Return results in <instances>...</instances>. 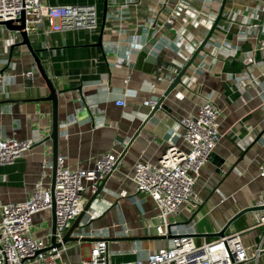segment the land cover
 I'll return each instance as SVG.
<instances>
[{"label":"crops","instance_id":"crops-1","mask_svg":"<svg viewBox=\"0 0 264 264\" xmlns=\"http://www.w3.org/2000/svg\"><path fill=\"white\" fill-rule=\"evenodd\" d=\"M46 2L51 6L94 4L98 12L95 31L40 26L32 36L43 66L61 91L59 155L72 169L90 168L104 153L120 157L102 194L82 217V227L73 234L84 240L68 242L59 264H82L101 238L108 241L111 262L133 261L171 243L173 235L156 234L158 209L152 199L136 191L133 169L140 161L158 163L172 145L185 147L181 121L195 115L207 99L219 106L221 115L220 140L194 187L204 203L184 205L171 220L194 225L195 242L201 245L218 238L202 234L220 231L240 210L257 206L264 198L260 169L264 165V134L260 137L264 51L259 48L264 38V0L226 1L222 18L184 83L164 99V110L146 123L153 108L145 101L164 95L171 78L212 31L223 0H169L166 7L159 0ZM124 4L128 6L119 19ZM172 9H177V15L168 30L159 31L160 23L149 26L153 14L160 11L162 21ZM190 13H196V19ZM136 24L138 34L146 39L141 49L131 44L137 40L132 30ZM20 41V35L0 31V138L37 142L24 157L0 165V204L27 200L40 179L51 189L53 178L52 141L39 144L52 131L53 104L29 100L48 96L49 89L32 54L26 46H18ZM28 71H34L33 77L24 76ZM4 76H12L9 83ZM121 98L127 102L125 107L116 104ZM45 159L52 167L44 168ZM93 193L88 182L86 203ZM263 213L264 209L246 212L226 234L241 232L245 242L259 244L264 239ZM34 224L35 235L51 242V209L36 213ZM258 264H264V254Z\"/></svg>","mask_w":264,"mask_h":264},{"label":"built area","instance_id":"built-area-1","mask_svg":"<svg viewBox=\"0 0 264 264\" xmlns=\"http://www.w3.org/2000/svg\"><path fill=\"white\" fill-rule=\"evenodd\" d=\"M159 2L166 7L169 0ZM122 6L119 19L123 18L128 5ZM159 14L160 11L153 14L152 24L149 26L160 23L159 31L168 30L167 27L175 21L177 9H172L162 21L159 20ZM22 15L25 18L24 30L31 40L40 26L48 30L95 31L98 28V12L94 4L51 6L46 0H0V31L8 30L3 22L20 24ZM196 16V13H190L191 18L196 19ZM132 30L137 40L131 44L138 49L143 48L146 39L138 34L139 24L134 25ZM12 32L19 35V31ZM259 48L264 51V38L260 40ZM184 56L188 58L185 54ZM33 75L34 71L24 72L26 77ZM9 77L12 76H4L6 83H9ZM173 79L174 77L171 81ZM157 103L158 99L145 101L152 108ZM116 104L125 107L127 102L125 98H121ZM220 115L219 106L212 99H207L195 115L187 116L181 121L185 147L172 145L158 163L140 161L134 166L132 179L136 184V191L152 199L158 209L159 222L154 225L155 232L159 236L173 235L171 243L133 261L111 262L108 241L101 238L93 243L89 256L82 259V264L259 263L264 254V239L259 244L245 242L241 232H233L198 245L194 239V225L189 227L171 220V216L180 213L184 205L199 207L204 203L196 195L194 187L202 168L210 161L220 140ZM36 142L35 139L0 138V165L12 164L24 157ZM119 158V155L108 152L100 155L90 168L72 169L66 164V158L59 155L53 193L40 179L27 200L0 204V264H28L30 261L59 264L67 248L63 243L64 235L72 221L84 210L87 183H91L95 192L98 184L114 172ZM46 167H52L47 159L44 160V168ZM260 169L261 176L264 177V165ZM53 206L57 217L56 241L60 243L56 246L37 237L34 224L36 213ZM257 206L264 207V198L258 201ZM260 223L264 224V213Z\"/></svg>","mask_w":264,"mask_h":264},{"label":"water","instance_id":"water-1","mask_svg":"<svg viewBox=\"0 0 264 264\" xmlns=\"http://www.w3.org/2000/svg\"><path fill=\"white\" fill-rule=\"evenodd\" d=\"M226 1L227 0H223V2H222L221 12L219 13L218 19L216 20L212 31L208 34L206 39L198 47V49L196 50V52L193 55V57L184 65V67L178 72V74L171 81V83H170L169 87L167 88L166 92L158 100L157 105L152 109V112L150 113L149 117L146 119L145 123L148 121V119L150 117H152L155 114V112H157L158 110H164L163 105H162L164 99L169 95V93L174 88H176L178 85L184 83L183 82L184 76L186 75L187 71L191 67V65H192L194 59L196 58V56L201 51L204 50V47L208 43V40L210 39L213 30L218 25L219 20L222 18V14H223V11H224V7L226 5ZM19 21H20V24H15L13 21H6V22H3L2 24L10 31H19V35L21 37V41L18 43V46H26V48L32 54V56L34 58V61L36 63V69L40 73V75L43 77V79H44V81H45V83H46V85H47V87L49 89L48 96L42 97V98H33V99H29V100H32V101L49 100V101H52V104H53L52 131L47 137H45V139H43L42 141L39 142V144H42V143H44L45 141H48V140L52 141V148H53V170H52V172H53V178H52L51 191L53 193L54 189H55L57 166H58L57 158L59 156L58 141H59V137H60V123H59V116H58V107H59V94L61 93V91L57 89L55 83L49 77L45 67L42 64V61H41L40 57L38 56V51L39 50L34 48V46L32 44L31 37L24 30V27H25L24 15H22V17L19 19ZM1 102H3V101H1ZM263 134H264V131L261 133L260 137H262ZM132 142H133V139L130 141L127 149L123 152L121 157H123L125 155V153L128 151V148L130 147ZM109 177L110 176H107L105 179H103L98 184L96 191L93 193L92 197L86 203L83 212L74 220L72 225L69 227V229L65 233L64 238H63V243L67 244L68 242H72V241H83L84 240V237L74 236L73 234H74L75 230H77V229L82 227V225L80 224V222L82 220V217L85 215V213L87 211L90 210V208L92 207L93 202L99 197V195L102 194L104 186H105L106 182L108 181ZM260 209H264V207H260V206L246 207V208L240 210L233 218H231L228 221V223L220 231H218L216 233H205V234H202V235H204V236H217V237L222 238V237H224L226 235V232H227L228 228L230 227V225L232 224V222H234L236 219H238L241 215L245 214L246 212L260 210ZM51 212H52L51 244L53 246H56V245H60V243H57L56 235H55L56 234V229H57V217H56L55 206H53L51 208Z\"/></svg>","mask_w":264,"mask_h":264}]
</instances>
